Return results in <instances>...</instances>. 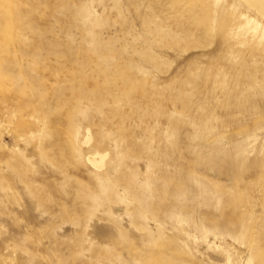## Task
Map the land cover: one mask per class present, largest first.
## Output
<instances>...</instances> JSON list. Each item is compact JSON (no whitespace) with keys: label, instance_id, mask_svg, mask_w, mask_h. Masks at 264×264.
Instances as JSON below:
<instances>
[{"label":"rangeland","instance_id":"obj_1","mask_svg":"<svg viewBox=\"0 0 264 264\" xmlns=\"http://www.w3.org/2000/svg\"><path fill=\"white\" fill-rule=\"evenodd\" d=\"M0 264H264V18L0 0Z\"/></svg>","mask_w":264,"mask_h":264},{"label":"bare ground","instance_id":"obj_2","mask_svg":"<svg viewBox=\"0 0 264 264\" xmlns=\"http://www.w3.org/2000/svg\"><path fill=\"white\" fill-rule=\"evenodd\" d=\"M244 1L250 8L256 10L264 18V0H241ZM90 139V138H89ZM104 156L97 155L90 158V162L97 167H102L104 165Z\"/></svg>","mask_w":264,"mask_h":264}]
</instances>
